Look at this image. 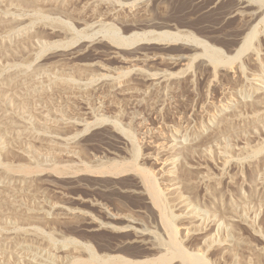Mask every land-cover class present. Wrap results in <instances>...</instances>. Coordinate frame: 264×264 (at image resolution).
Returning a JSON list of instances; mask_svg holds the SVG:
<instances>
[{
    "label": "rangeland",
    "instance_id": "obj_1",
    "mask_svg": "<svg viewBox=\"0 0 264 264\" xmlns=\"http://www.w3.org/2000/svg\"><path fill=\"white\" fill-rule=\"evenodd\" d=\"M47 1L0 0V264L139 259L136 230L166 238L137 171L85 170L114 161L154 176L188 251L264 264V0Z\"/></svg>",
    "mask_w": 264,
    "mask_h": 264
},
{
    "label": "bare ground",
    "instance_id": "obj_2",
    "mask_svg": "<svg viewBox=\"0 0 264 264\" xmlns=\"http://www.w3.org/2000/svg\"><path fill=\"white\" fill-rule=\"evenodd\" d=\"M29 1V0H28ZM37 1H39V0H30V3L32 2V3H34V4H36V2ZM49 1V0H48ZM47 1V2H48ZM56 1V0H55ZM242 1H244V0H242ZM56 3V2H55ZM38 4V3H37ZM43 4V3H42ZM240 4H241V6L244 8H246V7H249V3L248 4H246V3H244V2H240ZM60 5H61V3H60ZM50 6V5H49ZM263 7V6H262ZM18 8V7H17ZM58 8V7H57ZM238 8V7H237ZM242 8V9H243ZM251 8V7H250ZM7 9V8H6ZM20 9V8H19ZM25 9V8H24ZM237 10V9H236ZM40 11V10H39ZM243 11V10H242ZM253 11V10H252ZM255 11V10H254ZM6 12V11H5ZM7 13H8V11H7ZM13 14V13H12ZM249 14V13H248ZM10 15V14H9ZM41 15V14H40ZM42 15H44V14H42ZM41 15V16H42ZM94 15V14H93ZM96 16L98 15V14H95ZM95 15L94 16H92V17H95ZM100 15V14H99ZM106 14H104L103 16V18H106L107 16H105ZM109 15V14H108ZM258 15V14H257ZM252 16V15H251ZM47 17V16H46ZM97 17H99V16H97ZM100 17H101V15H100ZM99 17V18H100ZM252 18V17H251ZM254 18V17H253ZM42 19V18H41ZM40 19V20H41ZM98 19V18H97ZM9 20V19H8ZM4 21H6L7 22V20H4ZM3 20L1 21V23L2 22H4ZM10 21V25H12L11 24V22H12V20L10 19L9 20ZM8 21V22H9ZM31 21V20H30ZM6 22H5V24H6ZM0 23V24H1ZM65 23V22H64ZM95 23H98V22H95ZM4 23H3V25H5ZM8 24V23H7ZM13 24H14V22H13ZM57 24V23H56ZM10 25L8 26L9 28L8 29H12L13 28V25H12V27H10ZM55 25V24H54ZM2 26V25H1ZM53 26V25H52ZM62 26V25H61ZM67 26V25H66ZM69 26V25H68ZM67 26V27H68ZM5 26H3V28H4ZM22 27V26H21ZM57 27V26H56ZM63 27V26H62ZM61 27V28H62ZM64 28V27H63ZM6 29H7V27H6ZM111 29V28H110ZM5 30V29H4ZM6 31V30H5ZM63 31V30H62ZM2 32H3V30H2ZM9 32V31H8ZM11 32V31H10ZM72 32V31H71ZM250 32V31H249ZM4 33V32H3ZM13 33V32H12ZM69 33V32H68ZM113 33V32H112ZM115 33V32H114ZM10 35V34H9ZM66 35H67V32H66ZM158 37H161V39H163V38H165V39H167V38H173V37H176V35H174V34H168V32H166V33H162V34H160L159 36H157V38ZM110 38H111V40H112V42L115 44L116 43V45H120V44H124V43H126V41L127 40H129V39H123V38H121V37H118V36H115L114 34H112V36H110ZM28 39V38H27ZM131 39V38H130ZM159 39V38H158ZM253 35H251V34H247L246 36H245V39H244V41L242 42V44L238 47V48H236V50H234V51H236L235 52V56H233V57H235L236 59L238 58V57H240L244 52H246V51H248L249 50V48L253 45L254 46V43L252 42L253 40ZM134 40V39H133ZM131 41V40H130ZM19 43V42H18ZM128 43V42H127ZM129 44V43H128ZM18 45V44H17ZM16 46V45H15ZM214 49V48H213ZM252 49H254V48H252ZM208 52L209 54H206L207 55V57H209L210 58V60H212V65L213 64H215L214 66H216V64L218 65V63H221L220 61H222L220 58L221 57H219V54H217L216 52H211V51H208L207 49H204V51H203V54H204V52ZM216 51V50H215ZM218 51V50H217ZM257 52V51H256ZM24 57V56H23ZM180 57V56H179ZM178 57V58H179ZM186 57V56H185ZM233 57H231V58H233ZM21 58V57H20ZM177 58V59H178ZM183 58H184V56H183ZM27 59V58H26ZM177 59H176V61H177ZM186 59V58H185ZM24 60V59H23ZM22 60V61H23ZM180 60V59H179ZM178 60V61H179ZM188 60V59H187ZM209 60V61H210ZM225 60H227V59H225ZM224 60V61H225ZM176 61H175V63H176ZM223 61V62H224ZM233 62V61H232ZM241 62V61H240ZM226 63L228 64V63H230L231 64V62H230V59L228 60V61H226ZM91 64V63H90ZM233 64V63H232ZM92 65V64H91ZM95 65V64H94ZM220 66V65H219ZM84 69V68H83ZM87 69V68H86ZM242 69V68H241ZM29 70V69H28ZM80 70H81V68H80ZM89 70V69H88ZM29 75H27V76H25V77H28ZM17 77V76H16ZM16 77L14 76V79L12 80V83L14 82V85L15 86H18V85H22L23 83V79H16ZM64 77V76H63ZM68 79V78H67ZM56 80V79H55ZM61 80V79H60ZM66 80V79H65ZM65 80H63V81H65ZM26 81V80H25ZM67 81V80H66ZM69 81V80H68ZM10 82V84H11V81H9ZM72 82V81H71ZM57 83V87H61L62 85L64 86V83L62 84V85H60L58 82H56ZM33 84V83H32ZM31 84V85H32ZM69 84V83H68ZM13 85V86H14ZM31 85H28V88H27V90L26 91H28V89L30 90V89H32V87H30L29 88V86H31ZM35 85V84H34ZM34 85H32V86H34ZM66 85H67V83H66ZM66 85L64 86V87H66ZM72 85V84H71ZM27 86V85H26ZM25 86V87H26ZM67 86H69V85H67ZM79 86V85H78ZM24 87V88H25ZM36 87V86H35ZM72 88V87H71ZM63 89V88H62ZM73 90V89H72ZM31 91V90H30ZM82 92V91H81ZM29 94V93H28ZM27 101H29L28 100V98H27ZM25 103H27V102H25ZM50 103V102H49ZM4 104V103H3ZM11 112V111H10ZM60 112H61V110H60ZM19 115V114H18ZM235 115V114H234ZM46 116H48V115H46ZM45 116V117H46ZM44 117V118H45ZM1 118H3V119H0V123L1 122H3L4 121V118L5 117H2L1 116ZM43 118V116H42V119L41 120H43L44 119ZM226 119V118H225ZM3 120V121H2ZM9 120V119H8ZM45 120V119H44ZM46 120L48 121V119L46 118ZM53 120V119H52ZM54 120H55V118H54ZM59 121V120H58ZM8 121H6V123H7ZM41 123V122H40ZM47 123V122H46ZM30 124V123H29ZM41 124H43V123H41ZM8 127H6L5 128V130H6V132L8 131V133L9 132H13V130L15 131L16 130V128H15V126L14 125H10V123H7L6 124ZM43 126V125H42ZM26 127V126H25ZM28 127V126H27ZM44 127V126H43ZM130 129V127H128V130ZM132 129V128H131ZM233 130V129H232ZM228 132V131H227ZM4 133H5V131H4ZM18 134V133H17ZM29 134H30V132H29ZM28 134V135H29ZM130 134H128V136H129ZM21 137H23V135L21 136ZM20 138V137H19ZM16 139H17V137H16ZM25 139V138H24ZM27 139V138H26ZM28 141V140H27ZM46 144V143H45ZM188 146V145H187ZM186 148V147H185ZM195 149V147L194 146H190V147H188V148H186L185 149V153H187V155H188V153H190L191 154V152H193V150ZM15 151V150H14ZM182 152V151H181ZM184 153V154H185ZM183 154V153H182ZM184 156V155H183ZM182 156V157H183ZM186 156V155H185ZM7 159H8V157H7ZM3 160V159H2ZM133 160V159H132ZM131 160V161H132ZM184 160V159H183ZM127 161V160H126ZM135 161V160H134ZM182 161V160H181ZM129 162V161H128ZM116 162L114 161L113 163H111L110 162V164L109 165H106V164H101V165H103V166H87V167H85V170L86 171H89V172H94V173H100L101 172V174H102V172H107L108 174L109 173H113V174H117V173H120V172H125V170L127 169L128 170V168L129 169H134L135 171H137L139 174L138 175H140V178H141V180H142V185H144V188H145V192H147V195L149 196L148 198H150L151 199V201H152V204H154V206H155V208H156V210H157V212H158V214H159V225L158 226H160L161 227V230L160 231H164V233H165V237L166 238H155V239H150V237H149V234H147V233H145V231H140V230H136V235H137V237H138V241H135V242H140V246H142L143 247V250L145 249L146 251H144V253L141 255V257L139 258V259H127V258H124V257H122V255L120 256L118 253L117 254H114L113 252H112V254H114V255H110L109 257H107L105 260L106 261H104V259H103V262L105 263V264H167L168 262H170V261H172V260H174V259H179V262H180V264H209L208 263V260H206L204 257H202V256H200L199 255V253L197 254V252L194 254V253H192L190 250L188 251V249H186L185 247H184V245L183 244H185V243H180V240H178L179 238H178V235H179V232H181L180 231V229H178L181 225L179 224V227H178V224L176 223V218H177V216H176V218H175V215L176 214H173V211H169L168 210V207H167V203H168V201L166 200V194H163L162 193V191H161V189H159L158 188V185H157V182H156V180H155V178H154V176L152 175V174H150V172H148L147 170H144V169H142V168H139V166H134L133 164H135L134 162H132L133 164H131L130 162H129V164H131L130 166H129V164L127 163V165H126V163H124V164H122V163H120V164H115ZM185 164H186V162H185ZM11 165V164H10ZM106 165V166H105ZM184 165V164H183ZM13 166V165H12ZM31 166V165H30ZM30 166H20V165H18L17 167H15V168H13V167H6V170H7V172H10L11 171V173H12V171L13 172H15L16 170H18V171H16V172H18L19 173V171H20V173L22 172L23 174H31V172H33L35 169H36V167H30ZM36 166V165H35ZM84 166V165H83ZM4 167V166H3ZM60 167V166H59ZM5 168V167H4ZM17 168V169H16ZM56 168V167H55ZM53 169V168H52ZM57 169V168H56ZM55 169V170H56ZM15 170V171H14ZM37 170H38V168H37ZM37 170H35V171H37ZM66 170V169H65ZM65 170H63V169H57L56 171L57 172H60V173H65L66 171ZM182 176H183V178H185V181L186 182H188V180H189V178H191V176L193 175V172H192V170L188 167V165L186 164V165H184L183 167H182ZM69 171V170H68ZM74 171V170H73ZM134 171V172H135ZM4 172V171H3ZM133 172V173H134ZM136 172V173H137ZM19 173V174H20ZM34 173H36V172H34ZM93 173V174H94ZM126 173H128V172H126ZM10 174V173H9ZM105 174V173H104ZM124 174V173H123ZM180 174V173H179ZM7 176H8V173L6 174ZM120 175V174H119ZM135 175V174H134ZM116 176V175H115ZM14 177V176H13ZM171 185V184H170ZM170 194V193H169ZM168 194V195H169ZM165 195V196H164ZM169 200V199H168ZM170 203H171V201H170ZM169 204V203H168ZM170 209V208H169ZM183 209V208H182ZM33 211V210H32ZM190 211V210H189ZM194 211V210H193ZM176 213V212H175ZM184 214V213H183ZM183 214H180V215H183ZM186 214V213H185ZM191 214V213H190ZM25 215V214H24ZM194 215V214H193ZM117 216V215H116ZM123 216V215H122ZM125 216V215H124ZM190 217V216H189ZM179 218V217H178ZM203 218V217H202ZM115 219H116V217H115ZM114 219V220H115ZM120 219V218H119ZM188 219V218H187ZM198 219V218H197ZM112 220V219H111ZM122 220V219H121ZM124 220V219H123ZM125 220H127V222H128V220L129 219H127V218H125ZM196 220V219H195ZM194 220V221H195ZM201 220V219H200ZM208 220V219H207ZM117 221V220H116ZM120 221V220H119ZM130 221V220H129ZM157 221V220H156ZM185 221V220H184ZM193 221V220H192ZM191 221V223H193ZM113 222V221H112ZM131 222V221H130ZM129 222V223H130ZM197 222H199V221H197ZM206 222V221H205ZM114 223V222H113ZM184 223V222H183ZM191 223H189V224H191ZM116 224V223H115ZM124 225V224H123ZM185 225V224H184ZM192 226H193V224H191ZM190 225V226H191ZM210 225V224H209ZM183 226V225H182ZM181 226V227H182ZM189 225H187V227H188ZM189 226V227H190ZM180 227V228H181ZM188 227V228H189ZM199 227V226H198ZM203 227V226H202ZM136 228V227H135ZM191 228H193V227H191ZM190 228V229H191ZM195 228H196V226H195ZM115 229V228H114ZM118 229V228H117ZM160 229V228H159ZM187 229V228H186ZM196 230H197V228H196ZM116 231V230H115ZM187 231H188V229H187ZM194 231V230H193ZM204 231V230H203ZM189 232V231H188ZM188 232H185V233H188ZM192 232V231H191ZM161 233V232H160ZM194 233V232H193ZM154 234V233H153ZM153 234H152V236H153ZM190 234V233H189ZM207 234L208 233H204L203 234V236L201 237L202 238V241H205L206 243H208L207 241L208 240H210V239H207ZM211 234V233H210ZM181 235V234H180ZM193 236V235H192ZM211 236V235H210ZM157 237V236H156ZM183 237V236H182ZM181 237V238H182ZM136 239V238H135ZM184 239H185V237H184ZM193 240V239H192ZM48 241V240H47ZM195 241V240H194ZM202 241H201V243H202ZM75 242V241H74ZM190 242V241H189ZM188 243V242H187ZM192 243V242H191ZM205 243V244H206ZM194 244V243H193ZM209 244V243H208ZM208 244H206V246H205V249H206V247H207V245ZM189 245V244H188ZM191 245V244H190ZM202 245V244H201ZM212 245V244H211ZM77 246V245H76ZM197 247V246H196ZM211 247V246H210ZM120 247H118L117 249H119ZM189 248V247H188ZM121 249V248H120ZM115 249L113 248V251H114ZM197 250H199V249H197ZM88 251V250H87ZM116 251H122V250H116ZM142 251V250H141ZM194 251V250H193ZM115 252V251H114ZM143 252V251H142ZM141 252V253H142ZM88 253V252H87ZM109 254H111V253H109ZM84 255H86V254H84ZM105 255V254H104ZM106 255H108V254H106ZM105 255V256H106ZM135 256H138V254L137 255H135ZM76 257V256H75ZM82 257V256H81ZM101 257V256H100ZM134 257V256H133ZM73 258V257H72ZM77 259H72L73 261H72V263H70V264H100L101 263V261H102V259H100L99 258V256H97L96 255V253L94 254L93 252H92V250H90L89 249V254H88V256L86 257V258H84V259H78V257H76ZM101 258H103V257H101ZM146 258V259H145ZM68 264V263H67Z\"/></svg>",
    "mask_w": 264,
    "mask_h": 264
}]
</instances>
